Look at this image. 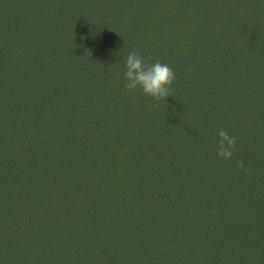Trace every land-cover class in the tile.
I'll return each mask as SVG.
<instances>
[{
    "label": "trees",
    "instance_id": "1",
    "mask_svg": "<svg viewBox=\"0 0 264 264\" xmlns=\"http://www.w3.org/2000/svg\"><path fill=\"white\" fill-rule=\"evenodd\" d=\"M5 1L1 4L6 5ZM26 13L24 10L23 14ZM245 16V25L249 28L244 34L257 42V47L249 46L243 51L228 37L218 38L215 49L204 56L202 72L196 71L188 81L189 88L186 82H180L182 87L178 90L181 91L168 96L177 116L173 115L179 116L180 122L172 146L155 151L157 130H149V135L142 132V139L141 134L129 135L128 126L136 120L123 114L122 106L114 100L111 110L116 116L112 117L110 111L104 128L102 107L94 109L86 120L80 119V113L75 114L71 128L82 137L75 142L82 141L81 145L73 142L68 131L55 139L58 143L64 138L72 144V151L81 150L74 158L75 165L64 157L57 160L60 165L50 170V186L58 190L52 205H47L42 194L32 198L38 199L31 200L32 205L28 200L25 203L28 211L37 206L41 216L59 220V228L54 233L48 227L42 229L43 238L51 235L59 238L58 245L68 255L70 249L78 250L71 245L72 241L76 243V238H71L77 236L76 228L83 232L82 218L77 212L68 215L67 211L76 206V211L91 221L88 226L98 234L96 243L92 239L86 246L80 239L77 243L86 249L97 246L94 249L98 248L101 253L112 249L122 254L121 257L138 247L144 248L141 261L133 258L132 264H229L235 259L228 258L229 254H238L239 262L233 264H264V11L259 16L248 11ZM253 21L259 24L257 30L254 25L251 27ZM21 23L20 20L18 25ZM11 24L12 28L2 34L6 35L0 41V64L6 59L10 63V60L18 61L12 68L17 81L9 84L14 90L12 99L23 104L29 93H25V87L31 83L34 72L24 63L28 53L20 48V41L26 37V34L19 37L23 27ZM51 25H46L48 37L55 42L65 33L66 26L61 23L53 28ZM221 31L224 37L223 28ZM5 66L11 68L7 63ZM23 70L30 76L22 74ZM197 78L199 84H193ZM164 107L159 106L149 129L161 128L170 137L173 131L168 126L178 122L164 114ZM94 118L101 119L100 127L96 123L90 126ZM205 118L214 121V125L204 129L212 123ZM81 122L87 126H81ZM191 123H200L196 139L182 131ZM93 127L96 129L91 130ZM220 127L237 138V149L229 160L216 154ZM143 137H147L146 144ZM237 160L250 168V176L236 166ZM64 163L70 168L61 170L66 167ZM113 174L117 178L122 176L112 193H108V179ZM129 175L135 178L130 179ZM132 191H138L139 197ZM85 205L86 210L82 211ZM7 224L0 222V264H6L5 253L11 247L10 233L3 229ZM84 252H76L74 256L81 258ZM98 256L96 262L101 264ZM61 262L59 257L58 263Z\"/></svg>",
    "mask_w": 264,
    "mask_h": 264
},
{
    "label": "rangeland",
    "instance_id": "2",
    "mask_svg": "<svg viewBox=\"0 0 264 264\" xmlns=\"http://www.w3.org/2000/svg\"><path fill=\"white\" fill-rule=\"evenodd\" d=\"M2 1L0 41L12 28L11 22L23 27L19 37L22 38L23 34L26 37L20 41V48L28 53L24 63L29 64L32 74L34 72L31 83L24 90L29 92V98L22 104L12 99L14 90L9 84L17 81L12 68L18 61L10 60V63L6 59L0 64V153L4 152V156H0V222L8 223L3 229L10 233L11 243L9 253H5L4 257L6 264H97L98 254L101 264H132L135 262L133 258L141 261V254L144 253L141 247L123 254V257L112 249L101 253L98 248L94 249L97 246L89 249L81 247L83 245L77 241L81 240L85 246L90 239L96 243L94 239L98 234L88 226L91 221L81 216L82 212L76 211L74 205H70L74 207L67 211L68 215L77 212L82 218L83 232L76 228L77 236L71 238H76V243L72 241L71 245L78 250L70 249L68 255L58 245L59 238L53 235L43 238L42 229L48 227L54 233L59 228V220L52 221L41 216L43 214L37 206L32 212L28 211L25 203L28 200L32 205L31 200H38L32 198L42 194L47 205H52L58 190L50 186V170L61 164L57 161L59 158L65 157L72 162L71 165H75L74 158L81 152L72 151V144L64 138L59 144L55 139H59L61 133L66 135L67 131L73 136L74 143L82 139L74 127L71 128L75 114L80 113V119L86 120V116L100 107L104 122L102 128L106 127L110 111L112 117L116 116L111 110L114 100L122 106L123 114L136 120L128 126L129 135L141 134L142 139V132L149 135V130H157V143L153 144L155 151L172 146L171 141L175 140L180 124L179 116H174L175 107L168 97L160 103L142 94L139 89H125L123 73L128 53L135 50L145 60L151 63L159 60L168 64L176 75L179 73L171 85L172 95L177 94L174 92L181 91L178 90L182 87L180 82H186L189 88L188 81L197 74L196 71L202 72L204 56H209L215 49L218 38L225 40L228 37L236 48L240 47L243 51L249 46L257 47V42L244 34L249 28L245 25V15L250 11L259 16L264 11V0H6V5L1 4ZM24 10L26 14H23ZM19 13L21 15L17 17ZM54 14L57 15L53 17ZM20 20L22 23L18 25ZM51 23L53 28L61 23L66 26L62 28L65 33L60 34L55 42L48 37L46 28ZM251 27L257 30L259 24L253 21ZM221 28L225 31L224 37ZM4 32L6 34L2 35ZM28 36L30 39H27ZM74 36L80 40L73 39ZM231 48L234 51L232 45ZM22 74L30 76L25 70ZM192 83L198 85L199 78ZM182 94L185 95V92ZM153 103L165 105L162 109L164 114L178 122L168 126L173 131L170 137L165 130H159L161 128L149 129L159 112L158 108L152 107ZM144 119L148 122L144 123ZM93 123L99 127L102 125L101 119H91V127ZM199 124L191 123L182 131L196 139ZM213 125L214 121L204 129ZM81 126L87 125L81 122ZM146 140L147 137H143V144L147 143ZM64 165L66 167L61 170L70 168L67 167L69 164ZM120 176L117 178L113 174L109 177L108 193H112L110 191L118 185ZM132 193L139 197L138 191ZM82 250L85 252L81 258L74 256ZM59 257L61 263H58ZM227 257H234V263L239 262L238 254Z\"/></svg>",
    "mask_w": 264,
    "mask_h": 264
},
{
    "label": "clouds",
    "instance_id": "3",
    "mask_svg": "<svg viewBox=\"0 0 264 264\" xmlns=\"http://www.w3.org/2000/svg\"><path fill=\"white\" fill-rule=\"evenodd\" d=\"M125 71L123 78L128 91H139L158 102L172 95L171 85L176 80L174 70L166 63L156 60L151 63L145 60L137 51L128 53L125 60ZM159 103H153V108H159ZM216 154L218 157L229 160L237 149V138L230 135L226 129L217 132ZM236 166L244 170L249 176L250 168L242 160L236 161Z\"/></svg>",
    "mask_w": 264,
    "mask_h": 264
}]
</instances>
